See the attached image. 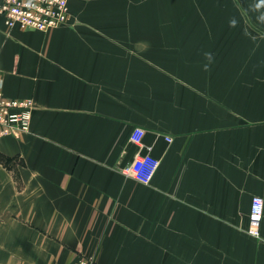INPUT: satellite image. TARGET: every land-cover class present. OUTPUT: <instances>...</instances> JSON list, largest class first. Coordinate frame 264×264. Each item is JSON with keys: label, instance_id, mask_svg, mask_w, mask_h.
I'll return each instance as SVG.
<instances>
[{"label": "crops", "instance_id": "0c3cea01", "mask_svg": "<svg viewBox=\"0 0 264 264\" xmlns=\"http://www.w3.org/2000/svg\"><path fill=\"white\" fill-rule=\"evenodd\" d=\"M259 2L69 0L46 32L0 15L4 94L32 102L0 139V264H264ZM148 153L143 185L124 171Z\"/></svg>", "mask_w": 264, "mask_h": 264}, {"label": "built area", "instance_id": "2783aa9c", "mask_svg": "<svg viewBox=\"0 0 264 264\" xmlns=\"http://www.w3.org/2000/svg\"><path fill=\"white\" fill-rule=\"evenodd\" d=\"M0 15L9 29L46 32L70 21L69 0H0ZM32 102L5 96L0 79V139L20 138L29 132ZM143 130H133L130 141L141 146ZM171 141L170 139L168 140ZM160 161L151 154L136 155L125 169L127 177L136 182L149 185ZM264 212V199L254 196L251 199L248 234L260 237V223ZM74 264H98L92 259H80Z\"/></svg>", "mask_w": 264, "mask_h": 264}, {"label": "clouds", "instance_id": "9594fccd", "mask_svg": "<svg viewBox=\"0 0 264 264\" xmlns=\"http://www.w3.org/2000/svg\"><path fill=\"white\" fill-rule=\"evenodd\" d=\"M261 6H264V0H260V2L256 5L257 8H260ZM260 19L262 21H264V15L260 16ZM235 23V21H233V24Z\"/></svg>", "mask_w": 264, "mask_h": 264}]
</instances>
